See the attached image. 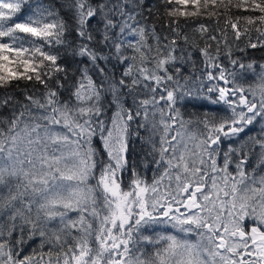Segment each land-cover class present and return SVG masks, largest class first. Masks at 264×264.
I'll use <instances>...</instances> for the list:
<instances>
[{"label":"snow or ice","instance_id":"snow-or-ice-1","mask_svg":"<svg viewBox=\"0 0 264 264\" xmlns=\"http://www.w3.org/2000/svg\"><path fill=\"white\" fill-rule=\"evenodd\" d=\"M249 50L264 0H0V264H264Z\"/></svg>","mask_w":264,"mask_h":264},{"label":"trees","instance_id":"trees-1","mask_svg":"<svg viewBox=\"0 0 264 264\" xmlns=\"http://www.w3.org/2000/svg\"><path fill=\"white\" fill-rule=\"evenodd\" d=\"M234 2H235V0H234ZM232 14L233 15H236V14H246V13H242V10H241V12H237V10L235 8H233L232 9ZM204 22L207 23L206 20ZM222 24H223V20H221V25ZM229 36L231 37V32H229ZM240 46L243 47V43H241ZM262 53H264V50H249V54L252 55V56H254L255 58H259ZM185 71L188 72L189 70L186 68ZM252 79L253 78L250 77L249 80H248V82H252ZM135 149H136V151H135V153L133 155H134V157L136 159H139V157L143 154L141 152V146H140L139 141L136 142ZM152 175H153V173H152L151 168L148 169V170H146V176H147L149 182L151 181Z\"/></svg>","mask_w":264,"mask_h":264},{"label":"rangeland","instance_id":"rangeland-1","mask_svg":"<svg viewBox=\"0 0 264 264\" xmlns=\"http://www.w3.org/2000/svg\"><path fill=\"white\" fill-rule=\"evenodd\" d=\"M189 10H191V8H189ZM250 78V77H249ZM94 143L96 144V147H101V145L99 144V142L98 141H94ZM107 157H106V155H105V159H106ZM125 180H127V176H125ZM151 182V181H150Z\"/></svg>","mask_w":264,"mask_h":264}]
</instances>
